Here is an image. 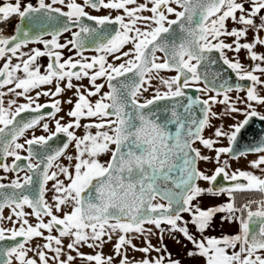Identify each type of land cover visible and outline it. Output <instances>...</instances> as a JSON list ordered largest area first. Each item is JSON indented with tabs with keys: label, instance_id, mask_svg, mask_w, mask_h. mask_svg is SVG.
I'll return each instance as SVG.
<instances>
[{
	"label": "snow or ice",
	"instance_id": "snow-or-ice-1",
	"mask_svg": "<svg viewBox=\"0 0 264 264\" xmlns=\"http://www.w3.org/2000/svg\"><path fill=\"white\" fill-rule=\"evenodd\" d=\"M0 25V264H183L165 235L264 264V0H0Z\"/></svg>",
	"mask_w": 264,
	"mask_h": 264
},
{
	"label": "rangeland",
	"instance_id": "rangeland-1",
	"mask_svg": "<svg viewBox=\"0 0 264 264\" xmlns=\"http://www.w3.org/2000/svg\"><path fill=\"white\" fill-rule=\"evenodd\" d=\"M78 2H82V0H78ZM125 50H127V49H125ZM171 75H174V74L171 73ZM145 95H147V93ZM231 95L233 97H235L236 96V93L233 92V93H231ZM240 95H243V93H240ZM10 98H12V97H8V99H10ZM222 107L223 106H221V105H216V106H214L213 110L216 111V112H219V111L222 110ZM237 118L238 119H241V120L243 119L242 116H239ZM212 123L215 124V125H217V126H219L220 124L223 123L225 125V127H227V125L233 123V121H231L230 119L213 120ZM212 131H213V129H211V128L206 129L204 135L206 137H209V136L212 135ZM222 143H223L224 146H227V141L226 140L223 141ZM195 147L201 148V151H202L203 154L214 155V153H208L207 150L203 149L202 146L199 145V144H196ZM227 158L228 157H226V156L225 157H222V159H227ZM102 159H107V157H102ZM252 159H255V156L254 155H249L247 157V160H245V159H240L239 161L232 160V161H230V163H231L233 169H236V168L246 169L247 168V161H250ZM200 167H201V169H204V168H208V167H212V166L211 165H206L203 162H201ZM248 170H251V169H248ZM50 186H51V184H49V187ZM251 198H253V197H251ZM141 240L142 239H137V240H134L133 242L138 245V244L141 243ZM114 243H115V238L113 239L112 243L107 244V245L104 246L103 252H104L105 255L112 254V244H114ZM89 250H90L89 252H92V249H89ZM128 254H129V257L135 256L137 259H140L141 256H142L141 253H138V252L133 253L131 250H129V253Z\"/></svg>",
	"mask_w": 264,
	"mask_h": 264
},
{
	"label": "crops",
	"instance_id": "crops-1",
	"mask_svg": "<svg viewBox=\"0 0 264 264\" xmlns=\"http://www.w3.org/2000/svg\"><path fill=\"white\" fill-rule=\"evenodd\" d=\"M233 25L231 24V22L229 21V28H231ZM251 35V33L249 34ZM228 42H231L230 40ZM258 51H264V49H258ZM232 54L229 53V56H231ZM240 59L243 63H245L247 65L248 61L245 59V52L242 51L240 53ZM235 231V228L234 227H228L227 225H224L223 227H220V226H217L216 227V230L211 232L210 234L211 235H219L221 234V232H226V233H232ZM152 241L153 243H156L157 242V238L155 236L152 237ZM164 243L167 244L168 246V250L170 252L173 253L174 256H178L182 261H183V264H192V262L190 260H188L184 255H183V249L174 244V242L167 236L165 235V238H164ZM138 245H142V240H141V243L138 244ZM189 248H191V245L189 244L188 245ZM86 250L89 252V248L86 247ZM153 255H155V253H153ZM202 264V262H201Z\"/></svg>",
	"mask_w": 264,
	"mask_h": 264
},
{
	"label": "flooded vegetation",
	"instance_id": "flooded-vegetation-1",
	"mask_svg": "<svg viewBox=\"0 0 264 264\" xmlns=\"http://www.w3.org/2000/svg\"><path fill=\"white\" fill-rule=\"evenodd\" d=\"M90 11H91V10H90ZM92 14H93V15H104V14H107V13H106L105 10L102 9L99 13H97V12H95V11H92ZM115 14H116V13L114 12L113 15H115ZM173 18H174V17H173ZM15 22H16V21L14 20V24H15ZM0 27H3V25L0 26ZM29 47H41V46H39V45H30ZM25 51H27V49H25ZM65 55L67 56V52L65 53ZM15 62H16V61L13 60V63H15ZM0 63H2V62H0ZM40 63L46 65V63H47V58H46V57H45V58H41V59H40ZM173 74H175V73H173ZM73 82H74V83H78V82H76V81H73ZM102 82H103V81H97V83H102ZM83 83H84V84H87L88 81H87V80H84ZM104 91H107V87H105ZM71 95H72L71 92H67L63 98L66 99L67 96H71ZM5 99L7 100L8 97H6ZM44 99H45V98H41V102H42V103L44 102ZM93 99H95V98H93ZM19 102L22 103V102H24V101L21 99ZM67 107H68V106L65 105V110H67ZM60 115H64V113L61 112ZM65 119H67V117H66ZM40 134H42V133H41L39 130H36V135H40ZM27 135H30V133H26V136H27ZM20 142H23V138H21ZM6 162H7V163H11V158H8V160H7ZM65 163H67V162H65ZM0 175H7V176H9V177L12 176L11 173H7V174H5V173H3L2 171H0ZM5 182H6V181H5ZM8 214H9L8 209H5V211H4V215L7 216ZM31 222H32V223H35V220L33 219ZM3 225H4L5 227H11V224H10L9 222H7V221H4V222H3ZM37 242L42 243V241H34L33 243H37ZM4 243H6V242H4ZM66 243H67V241H66ZM82 251H84V252H86V253L88 252V251L86 250V247H84V248L82 249ZM77 264H79V261H77Z\"/></svg>",
	"mask_w": 264,
	"mask_h": 264
},
{
	"label": "water",
	"instance_id": "water-1",
	"mask_svg": "<svg viewBox=\"0 0 264 264\" xmlns=\"http://www.w3.org/2000/svg\"><path fill=\"white\" fill-rule=\"evenodd\" d=\"M224 67L223 65H218V68L219 70L223 71L224 70ZM226 75L228 76H233V74L229 71L226 73ZM233 81L235 82V77L233 76ZM261 129H264V122H260L259 120H253L250 128L248 129V131L245 133V137L248 139V140H251L252 139V136L259 132ZM6 243H10V242H6Z\"/></svg>",
	"mask_w": 264,
	"mask_h": 264
},
{
	"label": "built area",
	"instance_id": "built-area-1",
	"mask_svg": "<svg viewBox=\"0 0 264 264\" xmlns=\"http://www.w3.org/2000/svg\"><path fill=\"white\" fill-rule=\"evenodd\" d=\"M13 25H14V20L7 22V26L5 27L3 25V27H5V31H4V35H11L12 34V30H13ZM251 197H244L243 199H248Z\"/></svg>",
	"mask_w": 264,
	"mask_h": 264
},
{
	"label": "trees",
	"instance_id": "trees-1",
	"mask_svg": "<svg viewBox=\"0 0 264 264\" xmlns=\"http://www.w3.org/2000/svg\"><path fill=\"white\" fill-rule=\"evenodd\" d=\"M0 26H2V25H0ZM258 196H259L258 193H256V194H244L243 196H239V195H238V200H241V199H243L244 197L258 198Z\"/></svg>",
	"mask_w": 264,
	"mask_h": 264
}]
</instances>
